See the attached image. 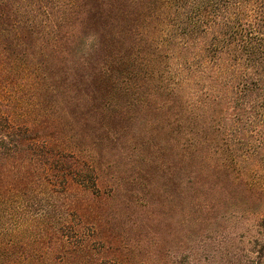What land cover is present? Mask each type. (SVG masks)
<instances>
[{"label":"trees","instance_id":"1","mask_svg":"<svg viewBox=\"0 0 264 264\" xmlns=\"http://www.w3.org/2000/svg\"><path fill=\"white\" fill-rule=\"evenodd\" d=\"M236 141L264 151V0H0V264H170L171 178L256 192Z\"/></svg>","mask_w":264,"mask_h":264},{"label":"rangeland","instance_id":"2","mask_svg":"<svg viewBox=\"0 0 264 264\" xmlns=\"http://www.w3.org/2000/svg\"><path fill=\"white\" fill-rule=\"evenodd\" d=\"M230 147L238 153L233 164L237 182L259 191L251 193L211 175L199 177V187L184 175L171 178L159 237L170 264H247L254 238H262L264 151L244 156L242 141Z\"/></svg>","mask_w":264,"mask_h":264}]
</instances>
